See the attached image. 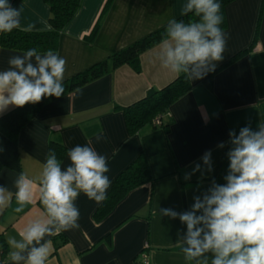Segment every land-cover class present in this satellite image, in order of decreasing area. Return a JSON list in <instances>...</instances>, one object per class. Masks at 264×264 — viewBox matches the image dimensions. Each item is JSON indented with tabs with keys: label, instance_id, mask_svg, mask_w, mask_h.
<instances>
[{
	"label": "crops",
	"instance_id": "crops-1",
	"mask_svg": "<svg viewBox=\"0 0 264 264\" xmlns=\"http://www.w3.org/2000/svg\"><path fill=\"white\" fill-rule=\"evenodd\" d=\"M186 2L81 0L55 50L66 60L64 80L180 16ZM10 3L22 8V28L30 23L35 24L32 31L49 28L45 0ZM225 18L224 58L203 79L189 80L190 90L169 106L163 118L167 133L161 126L147 124L130 134L123 113V107L142 98L147 90L160 89L177 76L162 67L160 43L140 55L139 72L124 64L60 98H45L16 140L0 131V186L9 189L10 201L0 208L2 264H13L8 258L9 237L20 239L18 233L28 224L48 219L38 187L51 142L62 148L57 156L62 166L70 163L67 152L76 145H90L105 155L111 181L107 193L114 178L140 153L147 159L151 179L131 189L99 220L93 213L101 203L80 193L75 201L79 227L46 235L41 241H52L46 264H145L143 254L149 264H195L184 259L180 247L186 225L178 218L161 217L159 209L190 211L193 197L202 198L213 181L226 183L229 132L235 130L239 135L245 126L258 130L264 122V0H233L225 6ZM97 21L96 33L88 37ZM240 52L244 53L231 60ZM23 53L0 46V71L9 67L10 57ZM99 134L104 138L97 142ZM222 143L223 148L219 147ZM209 151L211 172L202 160ZM197 163L203 174L198 171L185 180ZM21 172L33 180L37 190L32 203L16 213L14 182ZM206 255L210 260V254Z\"/></svg>",
	"mask_w": 264,
	"mask_h": 264
},
{
	"label": "clouds",
	"instance_id": "clouds-1",
	"mask_svg": "<svg viewBox=\"0 0 264 264\" xmlns=\"http://www.w3.org/2000/svg\"><path fill=\"white\" fill-rule=\"evenodd\" d=\"M22 8H14L10 0H0V33L14 29L30 32L34 23L21 27ZM192 13L198 19L185 23L170 19L165 37L160 42L159 60L163 68L186 79H203L215 70L224 57L228 34L221 27L224 17L217 0H187L181 15ZM9 67L0 71V115L10 107L23 108L38 104L44 98H60L64 94L66 60L49 49L40 53L37 49L26 50L8 60ZM231 148L226 183L213 181L201 196H194L190 211L178 213L172 209H159L161 217L178 218L186 225V235L180 243L184 259L195 264H264V122L258 130L242 127L239 135L229 132ZM103 135L96 137L97 142ZM219 147L223 148L224 144ZM70 163L62 166L55 151L50 150L42 167L38 187L39 202L46 210V221H34L18 233L20 239L8 238L11 249L8 258L13 264H46L51 240L62 231L78 228L79 209L75 201L80 193L97 204L107 199L111 181L107 157L90 145H76L67 152ZM211 152H206L203 165L212 171ZM200 171L195 164L192 174ZM14 212L24 211L32 203L33 180L21 172L14 182ZM0 186V208L10 203ZM210 254L211 259L209 260Z\"/></svg>",
	"mask_w": 264,
	"mask_h": 264
},
{
	"label": "trees",
	"instance_id": "trees-1",
	"mask_svg": "<svg viewBox=\"0 0 264 264\" xmlns=\"http://www.w3.org/2000/svg\"><path fill=\"white\" fill-rule=\"evenodd\" d=\"M233 0H217L221 4V13L224 17L222 28L226 26L225 6ZM49 6L48 23L49 28L40 31L26 32L21 29H14L10 33H0V46L18 51H26L35 48L38 52L44 53L51 49L55 51L58 47L59 35L76 14L81 0H45ZM177 20L188 23L198 19L192 13L186 16H178ZM168 23V22H167ZM167 23L150 31L144 36L136 39L125 47L114 51L107 58L98 61L89 67L73 74L63 80L64 94L71 92L82 85H85L109 71L127 64L136 72L140 71V55L149 48L159 44L165 37ZM98 21L94 24L88 37L94 36ZM244 52L235 55V60ZM230 60V61H231ZM206 80V79H205ZM191 88L190 81L184 74L177 75L160 89L150 88L146 94L132 104L123 107V113L130 134L138 132L143 126L149 124L153 127H163L168 132V124L163 118L167 116L171 104L187 93ZM62 95V96H63ZM56 99V97H52ZM45 98L38 104L25 105L23 108H14L0 116V131L11 140H16L19 130L35 116L43 105ZM159 122L155 123L154 120ZM55 151L58 156L61 147L50 143L49 151ZM151 179L149 165L145 156L140 153L129 165H127L115 178L107 199L104 200L94 211L93 217L99 220L109 213L115 204L121 200L131 189L142 185Z\"/></svg>",
	"mask_w": 264,
	"mask_h": 264
},
{
	"label": "built area",
	"instance_id": "built-area-1",
	"mask_svg": "<svg viewBox=\"0 0 264 264\" xmlns=\"http://www.w3.org/2000/svg\"><path fill=\"white\" fill-rule=\"evenodd\" d=\"M154 122H155V123H158L159 120L156 118V119L154 120ZM143 262H144L145 264H149L148 256H147L146 254H143ZM0 264H2L1 261H0Z\"/></svg>",
	"mask_w": 264,
	"mask_h": 264
}]
</instances>
